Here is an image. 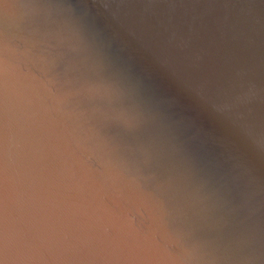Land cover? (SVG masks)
Here are the masks:
<instances>
[{
  "label": "water",
  "instance_id": "obj_1",
  "mask_svg": "<svg viewBox=\"0 0 264 264\" xmlns=\"http://www.w3.org/2000/svg\"><path fill=\"white\" fill-rule=\"evenodd\" d=\"M0 264H264V0H0Z\"/></svg>",
  "mask_w": 264,
  "mask_h": 264
}]
</instances>
